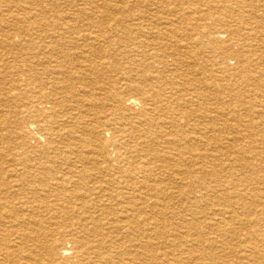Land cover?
<instances>
[{"label":"bare ground","instance_id":"bare-ground-1","mask_svg":"<svg viewBox=\"0 0 264 264\" xmlns=\"http://www.w3.org/2000/svg\"><path fill=\"white\" fill-rule=\"evenodd\" d=\"M125 1L89 0L90 4L101 2L99 10H104L109 15L110 20L104 22V29V23L100 22V30L94 31L97 26L90 23L85 30L80 31L73 23L74 18L69 21L58 18L43 23L42 17L45 15L34 12V16L25 20L24 27H19L18 24L17 27L2 32L1 47L15 46L19 50L9 56L0 52V155L1 148L11 143L12 136L23 140L29 138L30 133L35 130L38 137L47 141L49 147L58 145L50 150L57 156L53 157V161L60 159L62 165L51 166L46 162L2 167L0 164V264H147L151 240L158 241L157 247L166 244L174 248L180 246L182 237L179 239V234L173 232L175 230L166 232L151 224L148 213L151 208H159L160 201L172 196L159 188L163 184L200 182L205 186L206 193L217 192L218 190L207 186L210 181L208 182L209 173L205 168L206 164H211L214 156L210 154L204 135L196 136V133L188 132L182 137L177 135L161 142L159 135L153 130L155 118L150 115L154 111L166 114L170 112L173 115L182 112L186 123L190 122L189 126H192L191 122L194 120L190 119L192 113L189 110L192 111L193 107L196 108L195 112L203 109L202 102L207 101L208 95L196 88L195 81L189 79V75H208L207 69L210 68L215 76H242L243 83L247 87L250 85V91L254 92L247 94L248 88L245 86L247 90H237L233 97L248 115L254 114L258 118L264 116L263 111L254 109L262 104L264 98V61L260 65L255 62L258 59L251 60V57H256L257 43L262 41L264 46V26L259 27L264 23V14L261 17L257 15L261 10L255 7V3L237 2L234 8L226 5L230 0H201L204 3L202 11L187 5L189 8L174 13L177 20L165 17L163 25L147 28L143 26L145 19L139 11H135V15L129 12L125 16ZM158 1L160 2L150 0L148 3L156 6L157 10L162 9L161 5L166 0ZM214 3L220 7L216 8ZM131 7L137 8L133 5ZM30 9L23 7V11L30 12ZM75 11L79 17L85 16L82 13L85 9L78 7ZM118 14L122 17L117 19ZM10 15L9 12L7 16L11 20ZM257 18L260 20L257 21ZM231 21L235 22L233 26L228 25ZM181 24L187 25L185 30ZM23 32L30 35L28 40L20 38V33ZM151 37L156 40H174L177 43H199L201 53L203 51L210 55L213 52L216 59L211 61L201 58V62L191 65L192 67L189 65L194 62H186V68L181 69V62L174 54L169 55L170 61L164 57L166 60L159 67L161 71L155 73H166L172 79L188 78V88L181 91L175 86L167 87L162 78L157 76L150 79L146 76L147 72H140L139 84H125L113 94L104 91V96L112 102L113 109L109 115L103 116L107 110L98 109L95 101L98 92L104 90V85L97 81L95 73L97 70L113 67L111 61L114 60V50H106L100 46L101 42L120 38L140 42ZM231 41L255 43L242 48V59H238L234 67L229 64L234 60L229 55ZM147 44L153 51L157 48L156 44H153L155 48ZM248 47L250 50H247ZM186 50V55L191 58L193 51L191 48ZM157 56L158 52L151 51L146 58L154 59ZM258 57L264 59V55ZM195 66H200V69H193ZM153 80L157 91L148 94L146 89L153 85ZM162 82L163 85L160 86ZM208 84V81L203 82L205 88ZM19 91L29 95L23 94L25 98L19 100L18 97L22 95ZM188 95V99H185ZM141 101L143 105H150L154 111L148 114L147 109H142L135 122L132 109ZM178 103L180 107L176 105ZM12 117L14 123L10 125ZM173 120L176 121V117ZM104 132L111 134V140L107 143L103 142ZM130 140L134 145L132 153L136 155L135 161L120 152ZM20 146L22 150V143ZM109 147L113 149L111 154ZM23 148L26 149L24 145ZM163 149H180L181 156L164 152ZM183 156H186L185 159ZM231 156L232 154L228 157L230 161ZM48 159L45 161H49ZM156 171H163L165 175L161 177ZM211 176L218 178L216 173ZM261 190L252 196L260 204H264V181ZM231 193L228 194L231 198L237 196L236 204L240 206L242 213L250 215L249 209L251 205H255L243 204L244 193ZM196 198L197 196L186 197V200L195 205ZM255 198L251 202L254 203ZM152 199H156L154 204H151ZM262 206L264 213V205ZM256 220L248 218L246 226L255 225L258 229L263 222ZM225 222L223 218H217L212 222L211 229L221 234L226 231ZM183 224L188 231L191 229L190 223ZM169 237L172 239L167 240ZM248 237L255 243L259 241L264 245V235L260 231L258 234L251 231ZM255 243H252L254 247L257 246ZM201 244L197 240V244H191L184 250L187 257L203 254L205 246L202 247ZM263 245L260 246L263 248ZM175 262L178 264L180 260Z\"/></svg>","mask_w":264,"mask_h":264},{"label":"rangeland","instance_id":"rangeland-1","mask_svg":"<svg viewBox=\"0 0 264 264\" xmlns=\"http://www.w3.org/2000/svg\"><path fill=\"white\" fill-rule=\"evenodd\" d=\"M148 1L150 0H126L125 1L126 4L124 6L126 7V11L124 13L125 16L126 14L129 15V12L132 15H135L136 14L135 11H139V13H141V16H143L145 19V21L143 22V26L144 27L147 26V28H153L163 25L165 22V20L163 19H165V17H167L170 20H175L176 17H174V13L176 11H182L189 7H194L193 9H199L201 11L204 9V6H202L204 3H201L200 2L201 0L199 1L195 0L196 3L194 0H166L164 4L161 5L162 9L158 8V10L156 9V6H151L150 2L148 3ZM216 1L218 0H215V2ZM257 1L259 2H256V0H230L228 1V3H226V5L235 8L237 2L255 3L257 5V6L255 5V7L258 8L259 11L261 10L257 15L261 17L264 14L263 12L264 0H257ZM158 2L160 1L157 0V3ZM210 4L211 1H209V5ZM6 5H8V7H5ZM132 5L136 6L137 8L134 9L133 7H131ZM213 5H216V8L220 7L219 5H217V3H214ZM101 6H102L101 2L99 3L96 2V4L94 3L90 4L89 0H68V1L37 0L34 2H31L30 0H0V30H1L0 39L2 38L1 36L2 32L9 31L11 28L17 27L18 24L19 27H24L25 20L29 19L31 15L34 16L33 15L34 12L38 14L42 13V15H45L42 17L43 23H49L53 20H58V18H62L67 21L72 20L74 18L73 23H75V25L78 27L80 31L85 30L90 23L96 24L95 26L97 27L94 29V31L100 30L98 24L100 22L107 23L110 20L109 15L106 12L105 13L103 12L104 10H99ZM23 7H27V8L29 7V9L31 8L32 10L30 9V12L23 11ZM78 7L79 9L80 8L85 9V11L82 12L83 14H85V16L83 17L78 16L77 11H75L78 9ZM96 7L98 10L95 9ZM189 10H185V12H188ZM9 12L11 13L10 16H12L11 18L12 21L8 18L9 16H7L9 15ZM73 15H75V17H73ZM180 15H182V12L180 13ZM120 17L122 16L120 15L117 16V19ZM153 18L155 20H152ZM263 18L264 17H262V19ZM259 20L260 18H257V21ZM105 23L103 24L102 29H104ZM148 23L154 26L149 25ZM234 24L235 22L233 21L228 22V25L230 26H233ZM181 25H183L181 27L183 28V30H185L186 28L185 26L187 25L186 24H181ZM261 26H264V23L262 25L260 24L259 27ZM232 29H234V27ZM20 36H21L20 38L24 37V39L28 40L30 35L28 36L27 33L23 32L22 34L20 33ZM18 40L20 39H17V41ZM223 41L221 40L222 43H224ZM234 42L235 41H231L233 49L231 48L229 52L230 53L229 55H231L230 57L234 59L231 60L230 63L228 62L229 64H231V67L235 66L234 64L238 61V59L239 60L242 59L240 57L241 55L240 53H242L243 47L255 44L253 41H247L244 43L241 41L240 43H234ZM147 43H149L150 45L156 44L157 48L154 49L153 51L151 50V48H148L149 46ZM187 43L188 41L177 43L174 40H156V38L151 37L144 41L141 40L140 42H135L134 40L132 39L129 40L128 38L127 39L120 38V40L119 39L115 41L112 40L111 42H105V43L101 42L100 44V46H103L104 48H106V50H110V49L114 50V60H113L114 63L113 61H111L113 67H108L107 69L104 68V70L102 71L97 70V72L95 73V77H97L96 78L97 81L102 83V85H104L103 87L104 90L98 92L97 100L95 101V105L98 107V109L107 110L103 116L109 115L110 110L113 109L112 102L107 100V98H105L104 91L111 92V94H113L114 92L119 90L118 89L119 87H124L125 84H129V83L132 85L139 84L138 73L140 72L141 73L147 72L148 75L146 76L149 77L150 79L158 76L163 79L167 87L175 86L178 87V89L181 91L188 88L187 83L188 80L191 78L192 80L195 81L194 85L196 86V88H199L201 91L203 90L207 92L208 95V98H206L207 101L202 102L201 107L203 109H199L197 112H195L196 108L193 107L192 111L189 110L192 113L190 115V119L194 120V122H191L192 125L191 127L189 126L190 122L186 123L185 115L182 112H178L177 114L175 113V115L177 116L173 115L170 112H167V114L165 112L160 113L152 110L153 108H151L150 105H143V101H141L139 105L134 106V108L132 109L133 112L132 114L134 115L132 116V118L135 122H137L136 121L137 115L141 113L142 109L144 108L147 109L148 114H150L152 111L155 112L154 114L152 112L151 113L152 115L150 116H153L155 118V121L152 124L153 130H155V133L159 135L161 142L162 140H167L169 138L171 139L177 135L182 137V135H186L188 134V132L196 133V136L204 135V141H207L208 143L209 146L208 149L210 150V154L214 156V158H212L211 164L205 165V168L209 173L208 182L210 181L207 184V186H210L211 189L214 188L216 191L218 190L217 192L213 191L211 193L208 192L206 193L205 186L200 184V182H194V183L191 182L190 184L189 181H186L181 185L178 183L169 184V185L163 184L161 185L162 187L161 186L159 187L165 192V194L166 192L169 194L171 193L172 196L167 195L168 197L166 200L160 201L159 208L157 207V209L154 208L153 209L151 208L152 210L150 209V213H148L150 218L149 222L151 224L156 225L162 231L168 232L170 230H175L173 232L179 234V239L180 237H182L180 239L181 242H179L181 243V245L178 244L180 246L175 248L170 247L167 244L166 246L163 245L162 247H157L158 245L156 244L158 241L151 240L152 244L150 243L151 244L150 251L147 254V261H148L147 264H177L175 262L176 260H180L178 264H254L256 262L264 263V249H263L264 247L262 248L260 246L263 244L259 243V241L255 243L254 240H250L251 238L248 237L251 231L252 232L255 231L256 234H258L260 231V233L264 235V213L261 209L263 207L262 205L264 204H260L261 202H259L258 199L252 196L254 193H257L256 191L258 192L262 191L261 184L264 181V116L263 118H258L257 116H254V114L248 115L245 109L237 102L238 100L233 97V94L237 90L242 91V90H247L248 88L246 93L249 95L251 92H254V91H250L251 89L250 85L249 87H247L243 83L241 79L242 76L235 75V77H233L234 75L226 76L222 74H216L215 76V74L210 71L211 70L210 68L207 69L208 75L193 74V75H189V79L185 77H178L172 79V76L166 73H162V74L155 73L158 70L161 71L159 67L160 64L164 60H166L164 59V57L168 58L169 55H173V54L175 55L174 57L175 58L178 57L179 62H181V66H182L180 67L181 69L186 68L187 63L190 61L194 63L190 64L189 66L200 63L201 58L202 60L205 59V60L213 61L214 59L215 61L216 59L214 58L216 56L215 53L212 52L210 55H208L203 51L201 53L199 43L196 42L195 43L190 42L191 44L190 43L187 44ZM262 45H263L262 41H259L257 43V47L255 48V50H257L255 52L256 57L255 56L251 57L252 61L258 59V61L255 60V62L259 64L264 61L263 58L260 59L258 57L264 55L263 52L264 46ZM1 46L2 45H0V47ZM152 47H154V45ZM16 48L17 47L15 46L14 48L1 47L0 52H2L3 55L6 54L7 56H9L10 53L17 52V50H19V48L17 49ZM188 48H191L193 54L195 53L194 55L191 54V58L190 56L186 55V51H187L186 49ZM247 50H250V48L248 47ZM151 51L158 52V56L154 59L146 58L147 54H149ZM23 55H25V53ZM235 58L237 60H235ZM168 60L170 61V58H168ZM193 69L199 70L200 66L197 67L195 66V68ZM127 74L130 76L127 77L126 76ZM153 81H154L153 85L147 87L146 89L148 94H153L154 92L157 91L155 87V80ZM205 81L209 82L207 88L203 86V82ZM224 81L225 82L227 81L226 83L229 86ZM184 83L186 85H184ZM162 85L163 82L162 84L160 83V86ZM182 85H184V87ZM19 92L20 94H22L18 97L19 100L29 95L28 93L25 94L22 91ZM23 94H25V96ZM188 97L189 95L185 99H188ZM262 100H263L262 104L259 107H254V109L257 111H263L264 113V98ZM226 102L228 103L226 104ZM179 103L176 105L179 106ZM195 104L196 103H194L193 105L196 106ZM9 105L13 106L14 104L9 103ZM178 111H181V109ZM146 116L148 117L149 115ZM174 117H176L177 119L176 124L174 123L176 121L173 120ZM10 121H11L10 125H13L14 118L12 117ZM250 124L251 126L252 125L253 126L251 127ZM30 135L31 136L29 138L23 140L12 136L11 138L12 140H10L11 143L1 148L0 164L2 167H9V166L18 167V165L20 166L24 164L38 165V164H46V162H48V164L51 166L62 165V161L60 159H56L55 161H53V157H55L56 154L55 152H52L53 150H50L52 148L58 147V145L53 144L49 147L47 145V141H45L44 138L42 139L38 137L37 132L35 130H33V132H31ZM33 137H35L34 140L32 139ZM110 140H111V134L108 132H104L103 142L107 143ZM182 142L184 141L182 140ZM20 143H22L23 151L21 150ZM23 145L24 147H26V149L23 148ZM133 146L134 145L130 140L128 141L127 145L124 146V149L120 150V152L122 154H126V156H128L129 159L132 158V161H135L136 155L135 153H132ZM179 150L163 149L164 152L171 153L173 155L174 154L179 155L180 153ZM108 151L111 154L113 151L112 147H109ZM231 154H232L231 156L232 161L228 159V157ZM185 157L186 156H183L182 158L185 159ZM46 158H49L48 159L49 161H45ZM220 162L222 165L220 164ZM123 164L124 163H121L120 165L124 166ZM156 173L160 174L161 177L165 175L163 171H159V172L156 171ZM213 173H216V175H218L217 179L211 176V174ZM176 186L179 188H177ZM229 193L235 195L242 193L245 194L243 198V204L248 203L249 205L250 204L255 205V206L251 205L250 208L251 210L249 209V211H251L249 212L251 217H248L250 216L248 214L242 213V211L240 210V206L236 204V201L238 200L236 198L237 196L236 197L233 196L234 198H231V196L228 195ZM179 194L182 195L178 196ZM193 196H197L195 205L188 203V201L186 200V197L192 198ZM253 198L256 199L254 200L255 201L254 203L251 202V200L253 201ZM256 201H258L259 204ZM155 202L156 199H152L151 204H154ZM204 203L206 204L204 205ZM238 217H240L241 219ZM217 218H223L226 221L225 222L227 226L225 227L226 231L221 234H218L213 229H211L212 222ZM248 218L254 221H257L256 219L258 220L260 219L261 223L263 222L262 223L263 226L260 225L258 229H256L255 225L246 226L247 224L246 220ZM184 222H188L191 224V229L189 231L188 229H186L187 227H185V225L183 224ZM196 235L202 237L198 238ZM164 238L166 239V237ZM171 239L172 238L169 237L167 240H171ZM183 240L185 243L183 242ZM197 240H199V242L202 243L201 244L202 247L205 246L203 247L204 248L202 251L203 254L196 255L195 257L189 256L190 258L187 257L184 250L188 249L189 246H191V244H195V243L197 244ZM252 243L257 244V246L254 247ZM209 247L212 248L210 249Z\"/></svg>","mask_w":264,"mask_h":264}]
</instances>
